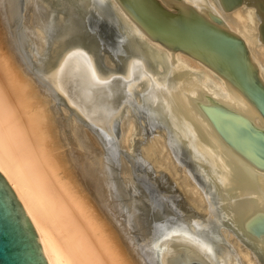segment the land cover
Instances as JSON below:
<instances>
[{
	"label": "bare ground",
	"instance_id": "1",
	"mask_svg": "<svg viewBox=\"0 0 264 264\" xmlns=\"http://www.w3.org/2000/svg\"><path fill=\"white\" fill-rule=\"evenodd\" d=\"M171 2L240 37L264 85V0ZM200 91L261 123L117 0H0V173L47 264H264V167L195 109Z\"/></svg>",
	"mask_w": 264,
	"mask_h": 264
},
{
	"label": "water",
	"instance_id": "2",
	"mask_svg": "<svg viewBox=\"0 0 264 264\" xmlns=\"http://www.w3.org/2000/svg\"><path fill=\"white\" fill-rule=\"evenodd\" d=\"M117 1L129 21L143 30L150 42L163 44L167 51L185 52L201 61L252 104L261 123L249 121L202 91L199 100L189 97L229 147L253 167H264V85L257 77L242 39L189 5L171 0H167V6L158 0ZM180 263L207 264L202 258H186ZM0 264H47L29 217L1 173Z\"/></svg>",
	"mask_w": 264,
	"mask_h": 264
}]
</instances>
